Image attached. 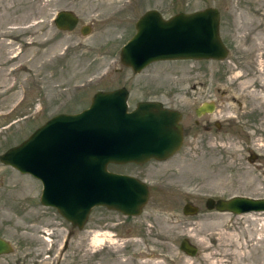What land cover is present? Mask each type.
<instances>
[{"label": "rangeland", "instance_id": "rangeland-1", "mask_svg": "<svg viewBox=\"0 0 264 264\" xmlns=\"http://www.w3.org/2000/svg\"><path fill=\"white\" fill-rule=\"evenodd\" d=\"M77 1L0 0V154L51 116L86 108L99 90L127 88L129 109L138 101L169 97L190 114L197 102L194 86L210 80L209 72L219 66L227 69L219 81L225 91L222 117L234 124L221 132L193 129L165 160L109 164V170L147 183L148 201L137 216L96 206L82 231L40 203L38 179L0 162V235L12 246L0 264H207L211 254L212 262L264 264V212L204 207L209 197L264 198V175L247 160L250 153L264 157V127L254 130L236 121L242 100L238 82L248 78L244 73L257 78L264 72L258 69L264 62V0H174L189 12L218 8L228 55L156 61L139 73L119 60L128 36L114 35L96 20L86 35L50 24L66 8L82 22L101 8L102 20L112 2L120 0ZM187 202L199 206V212L183 214ZM98 235L97 245L93 239ZM184 239L196 247L195 255L179 248Z\"/></svg>", "mask_w": 264, "mask_h": 264}, {"label": "water", "instance_id": "water-1", "mask_svg": "<svg viewBox=\"0 0 264 264\" xmlns=\"http://www.w3.org/2000/svg\"><path fill=\"white\" fill-rule=\"evenodd\" d=\"M153 16L151 12L142 16L136 32L120 49V63L133 73L156 61L227 57L218 8L180 12L167 20ZM54 21L58 28L70 31L77 18L62 10ZM128 96L125 87L95 92L86 108L50 117L0 154V162L38 179L42 184L40 203L54 207L72 227L82 229L95 206L126 216L141 214L149 198L147 183L111 171L108 165L165 160L180 149L183 129L178 110L150 100L129 109ZM196 114L200 115L198 109ZM204 207L233 214L264 212V198L209 197ZM182 212L197 214L199 206L187 202ZM179 248L190 256L197 252L185 239ZM11 250L10 243L0 237V255Z\"/></svg>", "mask_w": 264, "mask_h": 264}, {"label": "flooded vegetation", "instance_id": "flooded-vegetation-1", "mask_svg": "<svg viewBox=\"0 0 264 264\" xmlns=\"http://www.w3.org/2000/svg\"><path fill=\"white\" fill-rule=\"evenodd\" d=\"M74 2L77 3L78 1L74 0ZM115 2L116 1H113L111 4V8H109L110 10H107L108 16H105V14H103L104 17L102 20L99 19L102 16L100 13H102L103 11L101 10V8H97L95 10V14H93V18L87 22H82L80 15L72 8L58 10L56 14L62 10H67L70 11L73 15H75L77 18V23L74 29L77 28L82 35H84L83 32H86V34H88L93 29V25L95 24L96 20V24H98L99 26L108 25V27H106L107 29L112 28V34L117 36L126 35L130 38L136 32L137 22L142 16L147 13H153V18L161 17L162 19L167 20L177 13L189 12L185 9H181L180 5L177 4V2H175L174 0H124V2H121L120 0L118 3ZM54 17L50 18V24H54L55 28L58 31H67L58 28L54 21ZM226 70L224 69V67L219 66L216 68L215 72H209V75L211 76L210 80L208 78L206 79L205 83L203 82V84H199V86L197 87L194 86L193 92L195 94H193V97L197 99V102L195 101L193 103L194 105L192 106L190 114H188V112H185L182 108H178L177 104L172 98L161 97L156 100L161 102L163 107L175 109L181 113L183 141L184 138L189 135L193 129H201L205 132H209L212 130L216 132H221L223 131V129L228 128L229 126H232L234 124L231 123L232 120H226L222 117L226 114L224 113L225 106H223L221 103L223 100L220 99L225 96V91L221 90V88L219 87V81L223 79ZM240 75H243V73H241ZM244 75L248 76L250 75V73H244ZM257 75H259L257 76V78L253 76L248 77H253L254 81H257L261 77V79L259 80L262 81V85L258 83L257 86L254 83V87L262 92V97L253 99L251 97L249 98L248 96V98H245L246 96H242L243 101L239 99V118L236 120L240 121L243 127L248 128L250 125H253L255 127L254 130L261 129L262 127H264V72L263 74L258 73ZM197 109L200 115L196 114ZM247 160L257 165L254 166V168L258 171L259 174L264 175V157H259L257 154L250 153V155L247 157ZM91 212L88 216L86 224L88 223ZM84 227L78 230L82 231ZM0 237L2 236L0 235Z\"/></svg>", "mask_w": 264, "mask_h": 264}, {"label": "bare ground", "instance_id": "bare-ground-1", "mask_svg": "<svg viewBox=\"0 0 264 264\" xmlns=\"http://www.w3.org/2000/svg\"><path fill=\"white\" fill-rule=\"evenodd\" d=\"M264 62H260L259 64H258V69L260 70V71H263L264 70V64H263ZM241 75L240 74H238V75H236V77L235 78H239ZM246 77H248V76H246ZM193 82V81H192ZM238 85H239V88H240V91H241V96H248V97H251V98H253V99H256V98H261L262 97V92L260 91V90H257V88H255L254 87V78L253 77H251V78H247L246 80H243V81H239L238 82ZM262 85V84H261ZM263 86H264V82H263ZM208 88V87H207ZM264 89V88H263ZM264 93V92H263ZM197 94H198V92H197ZM263 99H264V97H263ZM194 100V99H193ZM109 235V233L108 234H104V236H108ZM99 236H101V235H98V236H96V237H94V239H93V243H95V244H97L98 245V243H101V240L99 239ZM109 237V236H108ZM239 247H240V245H238ZM240 250V249H239ZM238 250V251H239ZM237 254V253H236ZM240 254V253H239ZM238 254V255H239ZM242 255V254H241ZM211 257H213L212 256V254L211 255H206V257H205V259L206 260H208L207 261V264H224L225 262H212L210 259H211Z\"/></svg>", "mask_w": 264, "mask_h": 264}]
</instances>
